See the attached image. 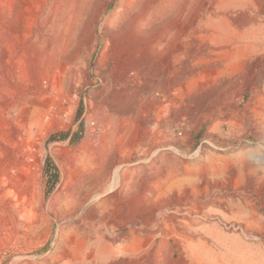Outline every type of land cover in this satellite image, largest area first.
Instances as JSON below:
<instances>
[{
    "label": "rangeland",
    "instance_id": "rangeland-1",
    "mask_svg": "<svg viewBox=\"0 0 264 264\" xmlns=\"http://www.w3.org/2000/svg\"><path fill=\"white\" fill-rule=\"evenodd\" d=\"M0 195V264H264V0H0Z\"/></svg>",
    "mask_w": 264,
    "mask_h": 264
},
{
    "label": "bare ground",
    "instance_id": "bare-ground-1",
    "mask_svg": "<svg viewBox=\"0 0 264 264\" xmlns=\"http://www.w3.org/2000/svg\"><path fill=\"white\" fill-rule=\"evenodd\" d=\"M213 19V18H212ZM211 21V20H210ZM214 22V21H213ZM212 22V23H213ZM206 24V23H205ZM208 24V23H207ZM213 28V27H212ZM239 41V40H238ZM251 43V42H250ZM252 44V43H251ZM258 44V43H257ZM256 44V45H257ZM261 44V43H260ZM236 45V44H235ZM255 45V43H254ZM255 45V46H256ZM257 47V46H256ZM251 48V47H250ZM263 49V47H262ZM261 49V50H262ZM255 50V49H254ZM258 51V50H257ZM125 153V152H124ZM122 154V153H121ZM123 157V156H122ZM120 158V157H119ZM118 160V159H117ZM116 160V161H117ZM118 162V161H117ZM115 168V166L113 167ZM111 172V170L109 169H102L100 173H98V176L97 175H91L89 178L86 179V182H88L89 184H93L94 183V180L97 179L98 181V184H101V183H104L105 181H107V179L109 178V175ZM118 174V173H117ZM126 174V171L124 172L123 171V174L121 173V175L119 174L120 178H118L116 180V183L117 182H125L124 179L122 178V176H124ZM116 175V174H115ZM97 176V177H96ZM117 176V177H119ZM96 177V178H95ZM112 177V176H111ZM116 177V178H117ZM119 182V183H120ZM81 184L83 185L84 182L81 181ZM80 184V185H81ZM124 184V183H123ZM106 185V184H105ZM88 187V186H87ZM85 190V188H84ZM88 192V191H87ZM2 196V195H0ZM207 196V195H206ZM179 197V196H178ZM187 198V197H186ZM196 198V197H195ZM202 199V198H201ZM193 200V198H192ZM204 200V199H203ZM185 201V200H184ZM206 203V202H205ZM196 206V205H195ZM209 206V205H208ZM229 206V205H228ZM240 206V205H239ZM205 207V206H204ZM243 207V210H244V206ZM239 208V207H238ZM206 209V208H205ZM212 209V208H211ZM246 209V208H245ZM184 210V209H183ZM210 210V209H209ZM216 210V209H215ZM211 211V210H210ZM239 211V210H238ZM190 212V211H189ZM194 212V211H193ZM209 212V211H208ZM237 212V210H236ZM241 212V211H240ZM186 213V211H185ZM195 213V212H194ZM197 215H203V212L201 211H197L196 212ZM173 214V213H172ZM189 215V214H188ZM196 215V214H195ZM205 215V213H204ZM203 215V216H204ZM210 215V214H209ZM178 217V216H177ZM206 217V216H205ZM168 216H164V219L163 220H167ZM235 219V218H234ZM238 219V218H237ZM184 221V220H182ZM196 221V220H195ZM182 223L183 225H186V228H190L191 227V224H193V222H189L188 220L187 221H184V222H180ZM243 223V222H242ZM195 224V223H194ZM167 229V228H166ZM191 229V228H190ZM99 230V229H98ZM104 230V229H103ZM99 233V232H98ZM131 233H134V231H132ZM187 233V232H186ZM105 235V234H104ZM107 237V236H106ZM178 237L181 238V241H182V247H184V252H185V255L187 257H189V259H191L192 261H195L197 263H200V264H224V261H222V259L224 260L226 256V253L225 254H217L215 252H213L209 246H206L204 243H201L198 247H194L192 246V240L190 239V237H186L184 235H180L178 234ZM97 238V237H96ZM115 238V237H114ZM194 242V241H193ZM93 244V247L91 248L92 251H97L98 253L101 254V257L102 259H106L108 258L109 256H112L114 254H117V255H124V254H127L128 253V248L126 246H123V247H119L118 249H113L112 245L110 244V242L108 240H106V238L102 235H100L97 240H95L94 242H92Z\"/></svg>",
    "mask_w": 264,
    "mask_h": 264
},
{
    "label": "trees",
    "instance_id": "trees-1",
    "mask_svg": "<svg viewBox=\"0 0 264 264\" xmlns=\"http://www.w3.org/2000/svg\"><path fill=\"white\" fill-rule=\"evenodd\" d=\"M57 181H58V176H57V174L55 173V174H54V179L52 180V186H54V185L57 183Z\"/></svg>",
    "mask_w": 264,
    "mask_h": 264
}]
</instances>
